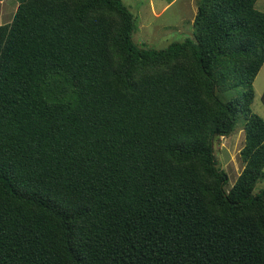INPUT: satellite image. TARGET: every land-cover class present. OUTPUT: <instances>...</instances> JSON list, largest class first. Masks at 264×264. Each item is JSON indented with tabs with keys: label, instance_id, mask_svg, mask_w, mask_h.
I'll use <instances>...</instances> for the list:
<instances>
[{
	"label": "trees",
	"instance_id": "1",
	"mask_svg": "<svg viewBox=\"0 0 264 264\" xmlns=\"http://www.w3.org/2000/svg\"><path fill=\"white\" fill-rule=\"evenodd\" d=\"M0 24V264H264L256 0L136 43L121 0H15ZM264 104V95L261 97ZM241 122L227 188L220 137Z\"/></svg>",
	"mask_w": 264,
	"mask_h": 264
},
{
	"label": "rangeland",
	"instance_id": "2",
	"mask_svg": "<svg viewBox=\"0 0 264 264\" xmlns=\"http://www.w3.org/2000/svg\"><path fill=\"white\" fill-rule=\"evenodd\" d=\"M133 15L136 29L132 39L152 48L166 47L171 41H180L191 36L192 21L197 0H121ZM167 2H172L162 7ZM255 8L264 13V0H256ZM14 11V10H13ZM254 97L252 111L264 119V62L253 81ZM244 132L239 122L232 134L220 137L216 158L228 174L227 188L235 181L242 169L239 151L243 146ZM264 186V182L259 184Z\"/></svg>",
	"mask_w": 264,
	"mask_h": 264
},
{
	"label": "crops",
	"instance_id": "3",
	"mask_svg": "<svg viewBox=\"0 0 264 264\" xmlns=\"http://www.w3.org/2000/svg\"><path fill=\"white\" fill-rule=\"evenodd\" d=\"M170 1L173 2L174 0ZM170 3L167 2L162 7H165ZM16 4L17 2L15 0H0V24L7 23L11 20L12 15L14 14V11L16 9Z\"/></svg>",
	"mask_w": 264,
	"mask_h": 264
}]
</instances>
